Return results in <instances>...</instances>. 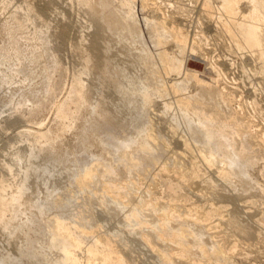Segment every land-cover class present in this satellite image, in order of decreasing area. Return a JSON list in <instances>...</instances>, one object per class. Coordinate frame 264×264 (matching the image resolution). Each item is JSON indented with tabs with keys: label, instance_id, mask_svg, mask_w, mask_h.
<instances>
[{
	"label": "rangeland",
	"instance_id": "obj_1",
	"mask_svg": "<svg viewBox=\"0 0 264 264\" xmlns=\"http://www.w3.org/2000/svg\"><path fill=\"white\" fill-rule=\"evenodd\" d=\"M220 3L0 0V264H61L58 222L79 264H264V74Z\"/></svg>",
	"mask_w": 264,
	"mask_h": 264
},
{
	"label": "bare ground",
	"instance_id": "obj_2",
	"mask_svg": "<svg viewBox=\"0 0 264 264\" xmlns=\"http://www.w3.org/2000/svg\"><path fill=\"white\" fill-rule=\"evenodd\" d=\"M220 9L221 11L227 15L229 18L233 17L234 20L237 15V9L241 2H245V6L248 9V13L246 16L241 17L240 19L233 21L234 32L230 30L226 23L221 24V28L225 31V34L229 36L232 40V44H234L237 51L248 50L253 52L255 59H258L261 63L260 75L264 74V52H262V48L264 45V35L261 33V25L264 23V0H220ZM242 4V3H241ZM205 8H208V2H205ZM208 22V21H207ZM210 23V22H209ZM232 25L230 27H232ZM210 26V25H209ZM178 44L182 46L184 41L182 39L177 40ZM239 53V52H238ZM164 62H167V58L162 56ZM78 95H81L80 90L77 91ZM209 120L203 119L201 124L206 125ZM23 135V134H22ZM35 136V143H39L40 140L45 139V135L41 133H37ZM206 142L208 144L214 145L215 139L211 132H206ZM223 157H227L230 161L231 166H236L238 161L243 157L242 154H238L239 156H232L231 153L222 151ZM239 159V160H238ZM244 159V158H243ZM243 161V160H242ZM86 182L81 181V185H84ZM22 190L19 189L17 193L8 197L2 198L0 203L3 207L8 205H19L21 198ZM219 208V207H218ZM214 210V209H213ZM212 211V210H211ZM216 211V210H215ZM214 212V211H213ZM220 210L218 211V213ZM212 213V212H211ZM216 213V212H215ZM208 214V213H207ZM212 215V214H211ZM210 215V216H211ZM214 215V214H213ZM3 214L0 213V223L3 221ZM134 216H132L133 218ZM206 220V219H205ZM55 235L59 240H54L52 243L53 247H60L63 252V260L61 264H79V262L74 258V256L69 252L70 247H75L78 249L80 247V242L76 240L74 237L66 233V229L61 223H56L55 225ZM99 245L96 243L95 247ZM99 247V246H98ZM96 247V248H98ZM105 250L107 253L103 252L97 253L94 250H86L85 253L87 255V259L90 261L98 260V264H123L122 258L114 257L113 252L109 249L108 244H104ZM80 249V248H79ZM162 257V261L164 264H169L168 261ZM92 264V263H88Z\"/></svg>",
	"mask_w": 264,
	"mask_h": 264
}]
</instances>
